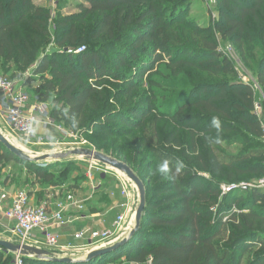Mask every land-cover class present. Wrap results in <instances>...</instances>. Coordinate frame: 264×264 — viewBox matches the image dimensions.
Returning <instances> with one entry per match:
<instances>
[{"label": "trees", "instance_id": "trees-1", "mask_svg": "<svg viewBox=\"0 0 264 264\" xmlns=\"http://www.w3.org/2000/svg\"><path fill=\"white\" fill-rule=\"evenodd\" d=\"M81 1L79 14L52 21L32 0H0V61L33 69L38 88L30 97L50 103L53 122L70 132L98 129L97 149L127 164L144 185L155 179L145 187L133 239L71 264H264V188L256 185L264 179L263 127L255 111L258 91L264 96V0H216L218 19L207 29L186 17L196 0ZM52 25L58 48L39 61ZM182 28L188 37L163 41L165 32ZM217 35L236 47L255 87L218 52ZM74 46L86 49L67 54ZM136 134L134 147L105 144ZM6 163L29 172L31 186L42 190L70 181L68 171L23 162L0 143V169ZM241 184L253 187L222 191Z\"/></svg>", "mask_w": 264, "mask_h": 264}, {"label": "built area", "instance_id": "built-area-1", "mask_svg": "<svg viewBox=\"0 0 264 264\" xmlns=\"http://www.w3.org/2000/svg\"><path fill=\"white\" fill-rule=\"evenodd\" d=\"M85 49V47H81L74 54H82ZM255 111L262 122L263 135L261 141L264 147V110L262 102H257ZM50 112V103H43L37 99L33 100L23 88L18 87L16 81L0 74V119L4 124L6 133L10 137L32 150V157L39 155L33 151L34 148H53L48 153L46 152L48 155L67 154L82 150L96 152L90 147L88 140L83 134L70 132L63 126L55 124ZM38 125H42L44 129L55 130L58 137L39 135L37 133ZM52 151L55 153H51ZM70 158L84 159L88 162L86 178L90 180L92 193L96 189L94 171L105 176H112L116 180L124 198L123 204L120 205L121 213L117 216L111 229L92 230L85 228L75 234L74 239L77 242L87 243L83 245L80 243V245H61L60 237L50 232V228L63 227L72 222L70 214L74 212L77 215L83 213L88 202L94 196L93 194L82 198L78 197L76 192L70 191L65 185L49 187L46 189L48 194L43 203L37 206L32 203V194L26 189H21L14 193L5 189L0 190V209L9 203L5 217L14 223L12 232L19 240L20 245L47 250L58 257L60 255L69 256V254H78L85 257L95 249L120 241L131 231L137 211L134 207L135 195L131 181L123 173L111 167H107V169L101 168V163L89 157L72 156ZM39 163L51 162L46 160ZM256 185L264 188V179L257 182ZM252 187V184L222 185V191L227 194L237 189L248 190ZM52 207L53 210L50 212L49 209ZM15 255V264H24L23 257L19 254ZM75 257L77 258L78 256Z\"/></svg>", "mask_w": 264, "mask_h": 264}, {"label": "rangeland", "instance_id": "rangeland-1", "mask_svg": "<svg viewBox=\"0 0 264 264\" xmlns=\"http://www.w3.org/2000/svg\"><path fill=\"white\" fill-rule=\"evenodd\" d=\"M33 3L39 8H46L50 11L52 16V21L57 20L58 18H65L70 16H75L80 13L78 9V5L82 4L81 0H32ZM216 6V0H196L194 5L187 10V18L193 22L194 26H199L202 29H207L211 22H214L218 19V13L215 10ZM52 23V22H51ZM88 29L87 34L90 35L91 30L93 28L92 23H87ZM55 25H52L51 29V36L48 42L44 44V46L41 48V53L39 56V61L43 59L45 56L50 55L53 50H57L58 47L55 45L56 37H55ZM190 31L188 29L182 28L178 30L177 32H165L163 34V41L166 44H174L176 43L177 38H184L188 37ZM173 38L171 41L170 39ZM100 42V41H96ZM191 43V41H188ZM124 43V42H123ZM126 44V43H124ZM196 44V43H195ZM87 46V44H85ZM84 45V46H85ZM198 45V44H197ZM217 45H218V52L227 55L236 69L239 72L240 79L245 83H252L255 87V81L252 72L249 70V65L246 63L245 60L242 59L240 53L236 49L234 45H232L229 41L223 40L219 35H217ZM173 46V45H172ZM80 47L74 46L70 48L71 50H67V54L74 55V52L78 50ZM71 51V52H70ZM65 53V50L60 52V55H63ZM61 61L64 64H67V60L65 58L61 59ZM158 67V66H157ZM0 74H8L13 76L14 81L17 82L19 88H23L26 90V92L30 91L33 93L34 90L38 88V77L34 75L33 69H28L26 71H20L16 65V63H8L5 64L3 61H0ZM155 79L158 81V77L161 78L157 72L154 73ZM5 76V75H4ZM147 76L145 77L143 84L145 86L144 91L148 90L149 85L147 84ZM169 93H172L173 91L169 90L167 91ZM261 102V101H259ZM264 110V108H263ZM2 129V130H1ZM0 132L8 139V141L13 144L14 146L20 148L23 150L26 154L33 156L32 150L25 147L24 145L19 144L17 141H15L12 137H10L4 128L2 126L0 127ZM89 134L85 135V138L88 140L89 145L92 149L96 150L97 152L102 153L97 149L98 147V138L101 137L100 131L98 129H93L91 131H88ZM94 133V135H93ZM141 135L136 134L132 138H124L122 141L118 142L115 139H112L108 141L105 144H113L114 142H117L118 148L123 147L126 145L129 141L132 143V146L134 147L138 145L139 139ZM104 144V145H105ZM53 148H43V149H36L34 148L33 151L38 153V156L45 155V153L49 152ZM46 153V154H47ZM51 153H55L52 151ZM104 154V153H103ZM51 163H38L37 166L39 168H46L51 169L52 172L55 174H59L61 172H67V175L70 176L69 184H66L65 186L68 187L70 191H81V193L85 191L91 192V183L88 178H86V170L89 166L88 162L84 159H75V158H68V159H62V160H56L49 161ZM101 168L107 169L108 166L100 164ZM31 172V170H29ZM22 169L19 165L16 163H6L4 164L0 169V188L5 187L6 185H9V182L13 187H18L21 189H26L30 191L31 188V182L34 181L31 179L29 172L22 173ZM100 173H97L94 171V178L96 183L98 182V178H100ZM22 175V176H21ZM107 176V175H106ZM110 178H113L112 176H108ZM124 177V176H123ZM23 178V179H22ZM125 178V177H124ZM114 179V178H113ZM22 180V181H21ZM115 180V179H114ZM110 181V179H109ZM6 182V183H5ZM108 182V181H106ZM155 182V179H149L145 183V187L149 189V187L153 186V183ZM132 187L134 188V195H135V208L137 209L140 201H139V193L137 191L136 186L131 182ZM28 186V187H26ZM82 186H84V189H81ZM32 187V186H31ZM40 187V186H39ZM110 187L113 188V185L106 183L103 187L104 190H109ZM86 189V190H85ZM115 189V188H114ZM44 192V191H43ZM42 194V193H41ZM43 196V194H42ZM1 223V220H0ZM13 230H6V227H0V240L1 241H8L13 244L18 245L19 240L15 237V235L12 232ZM60 257H69L65 255H60ZM78 257H84V256H78ZM0 258L3 261V264H15L16 262V255L15 254H8L5 253L2 249H0ZM126 263V258H124Z\"/></svg>", "mask_w": 264, "mask_h": 264}, {"label": "crops", "instance_id": "crops-1", "mask_svg": "<svg viewBox=\"0 0 264 264\" xmlns=\"http://www.w3.org/2000/svg\"><path fill=\"white\" fill-rule=\"evenodd\" d=\"M257 101L258 102L264 101V96L261 93V91H258ZM1 126L2 128H4V124L0 119V127ZM37 133L39 135H49L54 138L58 137V134L55 130L44 129L42 125L37 126ZM99 175H100V178H98L99 179L98 182L97 183L96 181L94 182L96 185V189L93 193L92 191L90 192V190L85 191L83 193H81V191L74 190V192L77 193L78 197L83 198V197L88 196L89 194L94 195L91 201L88 202L86 210L79 215L75 214V212L70 214V218L72 222H70L69 224L63 227H59V228L58 227L50 228L49 230L50 232L60 237L61 245L79 244L80 242H77L74 239L75 238L74 236L76 233H78L79 231L85 228H90L92 230H101L105 228L111 229L115 220L117 219V216L121 213L120 205L123 204L124 198L121 194L119 185L117 184L116 180H114L113 178H110L102 174H99ZM106 183L113 185V188L110 187L109 190H104L103 187L105 186ZM83 187L84 186H82L81 189H84ZM3 189L8 190L12 193H14L15 191L21 190V188L13 187L10 182H9V185L5 184V187L0 188V190H3ZM30 193L32 194V197H33L32 203L38 206L43 203L44 199L46 198V195L48 194V191L42 190V188L39 186H35L31 188ZM41 193L43 194V196H41L42 195ZM8 206H9V203L5 204V206H3L0 209V220H1L0 227H6V230L7 228L8 230H13L14 223L5 217V213L8 210ZM52 210H53V207L49 209L50 212ZM85 243L81 242L80 244L83 245ZM75 256H79V255L69 254V257H75ZM80 256H83V255H80Z\"/></svg>", "mask_w": 264, "mask_h": 264}, {"label": "water", "instance_id": "water-1", "mask_svg": "<svg viewBox=\"0 0 264 264\" xmlns=\"http://www.w3.org/2000/svg\"><path fill=\"white\" fill-rule=\"evenodd\" d=\"M0 143L10 153H12L18 159L26 163H37L38 164L39 162L46 161L48 159H53V160L58 161L62 159H68L72 156H86V157H89L90 159H94L103 165H106L108 167H111L123 173L132 183H134L135 186L137 187V190L139 193V201H140V204L136 211L135 222H134V225L131 231L120 241H117L114 244L106 246V247L95 249L91 251L85 257H77V258L76 257L75 258L74 257H58V256L51 254V252L47 250H40L37 248H33L30 246H26V245H20V244L16 245L8 241L0 240L1 249L11 254H19L22 257L38 258L44 261H50V262H55V263L71 264V263H77V262H90L93 259H97L121 247L126 246L133 239V237L139 232L140 227H141L142 216H143V213L146 207V189H145L144 183L140 180V178L124 162L114 159L112 157H109L103 153H100L97 151L95 152L91 150L75 151V152H71L67 154H60V155L46 154L43 156L32 157L26 154L20 148L11 144L1 132H0Z\"/></svg>", "mask_w": 264, "mask_h": 264}, {"label": "clouds", "instance_id": "clouds-1", "mask_svg": "<svg viewBox=\"0 0 264 264\" xmlns=\"http://www.w3.org/2000/svg\"><path fill=\"white\" fill-rule=\"evenodd\" d=\"M212 124H213V126H214L217 130L220 129V121H219L218 119L214 118L213 121H212ZM166 168H167V164L165 163V164L163 165V169H166ZM163 169H162V170H163Z\"/></svg>", "mask_w": 264, "mask_h": 264}, {"label": "bare ground", "instance_id": "bare-ground-1", "mask_svg": "<svg viewBox=\"0 0 264 264\" xmlns=\"http://www.w3.org/2000/svg\"><path fill=\"white\" fill-rule=\"evenodd\" d=\"M41 156H43V155H41ZM47 161L49 162V161H54V160L53 159H48Z\"/></svg>", "mask_w": 264, "mask_h": 264}]
</instances>
